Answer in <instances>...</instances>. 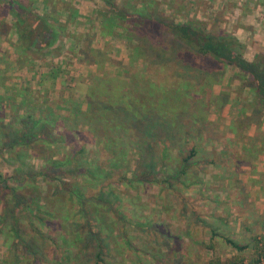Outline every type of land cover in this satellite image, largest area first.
I'll list each match as a JSON object with an SVG mask.
<instances>
[{"label": "rangeland", "instance_id": "374dc122", "mask_svg": "<svg viewBox=\"0 0 264 264\" xmlns=\"http://www.w3.org/2000/svg\"><path fill=\"white\" fill-rule=\"evenodd\" d=\"M114 1L119 8L124 4L125 7L132 9L145 7L142 13L146 14L149 10L154 17L160 19L174 21L197 19L211 32L225 31L223 26L218 24L219 21H216L218 13H211L214 19L205 20L199 14L196 16L195 9H189L190 5L186 4L185 0ZM205 1L200 0L199 5L204 4L211 8L216 2ZM70 2L73 7L83 6L79 0ZM193 4H196L194 0ZM36 6L37 11L43 15L45 10L41 1L37 2ZM91 7L92 5L85 8L81 14L82 18L85 17V13L90 14ZM131 8L122 9L130 12ZM131 19H116L119 25L109 22L113 27L109 28L106 25L105 35H102L97 20L94 23L88 20L89 25L84 24L83 19L68 23L58 20L64 25L61 26V30H57L60 36L53 48L47 55L34 53V56L42 57L41 62L46 63L40 65L38 62L34 69L37 70L35 72L38 73V77L47 80L46 85L49 84V87L46 89L49 96L56 98L57 101L61 96L65 99L71 97L73 102L82 105L83 110L86 109V98L90 94L96 101L113 96L123 98L134 95L140 102L146 103L149 95L144 82L154 74L157 77L172 73L181 66V62L179 58H170L165 70L156 67L152 69L151 67L157 66L153 60L156 59L155 51H159L156 45L161 46L156 43L160 32L150 24L139 26L138 22L141 19L138 17ZM50 22L55 27L58 26L56 20L50 19ZM127 27H130L131 35H135L136 31L143 28L149 39L143 42L149 56L142 53L140 47L134 48L139 44V39L136 35L135 38L131 37L126 32ZM84 33L90 35L93 33L90 36L93 48L91 46V49H87L89 51L87 59L91 61L80 62L77 50L75 48L70 50L69 36L74 35L72 43H75L77 37L81 39ZM162 38L171 42L172 35L164 33ZM166 40L164 46H169L170 43ZM149 46L154 47L152 48L154 50L148 49ZM184 54L183 51H179L181 57ZM218 68L214 62L198 64L192 61V65L188 66L190 72L187 71L185 75L190 79V87L185 89V93L184 88H181L182 84L176 88L179 81L175 76H170L171 81L168 80L170 77L161 80L170 86L171 90H167L169 93L166 94L169 99L163 101L160 99L164 87L159 86L158 92L153 91L155 97L160 99L157 104L161 101L159 106H164L163 112L166 117L184 113L181 117L183 130L196 126L201 131V140L198 141L201 150L195 158L196 163L185 178L187 186L181 184L177 186L176 193H173L164 192L158 185L151 183H132L122 190V200H118L121 206L117 210L116 205L111 208L91 205L88 207L87 216L81 213L75 216L70 212L66 213L63 204L58 208L64 210L61 216L48 215L43 210L37 211L33 214L46 222L42 227L38 221L33 222L39 227V236L34 235L30 229L27 217H22L20 219L22 239L32 245L35 254L32 255L25 250L23 252L18 243L14 255L20 260V264H264V211L261 212L264 210L262 179L264 165L262 166L259 161L248 165L236 158L238 144L240 146L248 142L252 145L248 134L252 133L254 127L243 132L245 127L243 123L245 125L249 122L246 118L237 125L240 114L238 110L241 107L249 110L252 106L247 104L251 95L248 90L240 87L241 81L231 67H224L221 75L217 74ZM9 73L28 80L29 86L25 84L24 87L28 86L35 90L40 86L31 69L29 74L23 69ZM136 80L138 81L135 82ZM11 87L13 88V85ZM116 87L119 89L116 90ZM236 99L239 100L235 103ZM61 112L65 113L64 110ZM195 116H197L195 119L201 118L202 121L192 124L184 119L191 120ZM260 141H264V133H259L257 143ZM160 147L161 143L157 142V149ZM249 151L255 156L261 153L262 148L258 145L250 146ZM134 158L131 153L127 156L131 168L134 165ZM25 162L35 167L40 165L36 158H26ZM0 169L4 173H11L13 168L0 159ZM130 175L131 173H128V177H131ZM251 175H255L256 178L253 182L250 180ZM242 185L252 191L251 197H254L253 202L257 204L254 210L248 211L242 209V206L235 205V201L240 198L238 189ZM68 214L70 217L65 218ZM71 217H74V220ZM8 230L9 228L5 226L0 233V257L8 251L5 246L8 239L5 234ZM226 238L243 248H234ZM9 240L15 241L11 238Z\"/></svg>", "mask_w": 264, "mask_h": 264}, {"label": "trees", "instance_id": "16d2710c", "mask_svg": "<svg viewBox=\"0 0 264 264\" xmlns=\"http://www.w3.org/2000/svg\"><path fill=\"white\" fill-rule=\"evenodd\" d=\"M103 1L107 9L103 7L99 9L100 12L110 14L111 21L117 25L119 22L116 19L138 17L141 19L139 26L150 24L158 28L160 34L156 43L161 46L156 45L159 51H155L156 59L153 62L157 66L151 67L152 69L156 67L165 70L170 58H179L181 66L168 75H157L159 78L154 74L144 82L149 95L146 103L140 102L134 95L123 98L113 96L96 101L90 94L86 98V109L83 110L82 105L73 102L71 97L58 101L50 97L46 82L41 78L37 81L40 86L35 90L28 86L21 88L16 84L13 85L14 91H2L0 159L13 169L11 173H4L0 169V233L5 226L9 228L5 234L8 238L5 245L8 251L0 257L1 264H20V260L14 255L18 243L23 252L25 250L35 254L32 245L22 239V217H27L30 229L34 235L39 236V227L33 222L38 221L40 227L46 222L33 214L37 211L43 210L48 215L61 216L67 210L66 213L70 212L73 216L78 213L87 216L91 205H103L107 208L116 205L117 210L121 206L118 200H122V190L132 183H151L158 185L164 192L173 193L178 190L177 186H187L185 178L201 150L198 146L201 131L196 126L183 130L181 117L184 113L166 117L164 106H159L161 101L157 103L160 99H169L166 94L169 93L167 90H171L162 79L175 76L179 81L176 88L182 84L183 92L190 87L189 76L185 75L187 71L190 72L188 66L192 65V61L198 64L214 62L219 66L217 74L220 75L224 67H231L241 81L240 87L248 90L253 97L250 104L254 107L252 114L244 118L256 124L264 121V53L256 55L253 60H247L244 57L245 46L224 30L211 32L197 19L165 20L154 17L149 10L146 14L142 13L145 7L132 9L124 4L119 8L114 0ZM1 2L5 4L0 10L9 11L12 20L9 25L0 23V29H14L13 43L18 63L25 62L23 64L27 67H30L28 62L36 58L34 53L41 54L43 49L55 42L57 30H61L64 25L58 22L54 14L57 8L63 7L68 11L69 18H73L76 13L69 3H62L60 0L49 2L50 10L43 15L29 10L22 0ZM123 7L131 8V13L122 9ZM50 19L56 20L58 26L55 27ZM106 25L112 27L111 24ZM120 25L122 26L121 23ZM129 30L130 27H127L126 32L131 37L135 38L136 35L139 39V44L134 48L140 47L142 53H148L143 42L149 39L143 28L136 31L135 35H131ZM164 33L172 35L171 42L162 38ZM165 40L170 43L169 46H164ZM80 51L86 61H91L87 59L86 50L80 48ZM179 51L185 53L183 57L179 55ZM0 72L3 74L2 78H7L3 69L0 68ZM168 80L171 81V77ZM159 86L164 87L160 99L153 94V91L158 92ZM195 118L197 116L191 120L184 119L192 124L202 121L201 118ZM166 141L168 143L165 144ZM157 142L161 143L158 149ZM184 152L186 153L183 154ZM130 153L135 157L133 168L127 162ZM26 158H36L40 165L35 167L27 164ZM128 173H131V177H128ZM180 197L184 198L182 195ZM60 204H63L64 210L58 209ZM70 214L65 218H69ZM71 218L74 220V217ZM9 238L15 241L10 242ZM226 241L236 249L243 248L233 240L226 238Z\"/></svg>", "mask_w": 264, "mask_h": 264}, {"label": "crops", "instance_id": "0c3cea01", "mask_svg": "<svg viewBox=\"0 0 264 264\" xmlns=\"http://www.w3.org/2000/svg\"><path fill=\"white\" fill-rule=\"evenodd\" d=\"M22 1L23 2L25 1L26 6L28 7L29 10L42 15L35 8L37 2L41 1L42 6L44 7V10H45L44 14H46L50 10V7H48V3L49 2L52 3V1L54 0H22ZM79 1L83 6L80 7L79 5L74 4L75 6L73 7L70 0L69 1L60 0V2L62 3H69L70 5H72L70 7H73L76 13L73 15V18H71L72 17L71 16L70 17L71 19H70L68 16V11L63 9V7H59L54 13L57 16L58 20L60 22L61 20L62 21L68 20L69 22L73 20L74 22H77V20L83 19L84 24H88V25L90 24V22L94 23L97 20V22H99V27L101 29L102 35H105L106 31L104 28L106 27V23L111 24L109 22H112L111 21L112 17L110 14L106 15L104 14V12H100L99 9H102L103 7L104 9H107V6L104 4V1L103 0H79ZM185 1H186L185 2L186 4L190 5V7H188L189 9L190 8L195 9V12H197L196 16L201 15V18L205 20L214 19L212 18L211 13L213 14L218 13L219 18H218V15L216 14L217 15L216 21L218 20L219 21V22L217 21L218 24L223 26L226 32L234 35L245 46L244 57L247 60H253L256 57V55L264 53V0H254L253 2L251 0H213V2L214 1L216 2H215V5L212 6L211 8L209 6L206 7L204 4L202 6L199 5L200 0H194L196 4H193V0H185ZM203 1L206 2L205 0ZM3 4L5 3L1 2L0 0V8H3ZM90 5H92L90 14L85 13L89 17H86L85 15V17L82 18L81 14L84 13L85 8L89 7ZM192 6H195V7H192ZM11 20H12V14L9 11L3 12L2 10H0V23H5L6 25H9L8 23H10ZM88 20H90V22ZM13 32H14V29H9V28L0 29V68L3 69V72L5 73L4 75L7 76V78H2L1 75L3 74L0 72V94L2 93L1 91H3L4 89H6L7 91H11V90L14 91L13 90L14 88L12 87L10 88L11 85L17 84L21 88L24 87L25 84H28L29 86L28 80H23L22 77L20 76L10 75L9 73L10 71H16L17 69H21V70L23 69L27 71L29 74V71L31 69L33 77L36 79V81H38L40 78L44 79L42 77H38L37 75L38 73L35 72L37 70L34 69V67L36 66V64H38V62L40 63V65L46 64L40 61L42 57L36 56V58L28 62L30 67H27V65L24 66L23 63L25 62H22L21 64L18 63V56L15 53L16 48L13 43L15 42ZM91 35H93V33H91ZM91 35L89 33L88 34L84 33L81 37V40H79V37H77L78 40H75V43H72V41L74 40V35L71 34L69 36L70 38L69 43H71L70 50H72L73 48L77 50V54L79 57L78 60L80 62L86 60L83 53L80 51V48H82V44L84 45L83 50H86L87 53L89 52L87 49H91L90 48L91 46L93 48V43L91 44V41H90ZM59 36L60 34L58 33L55 42L58 40ZM55 42L51 46L43 49V52L40 55H47L49 50H51L53 46L55 45ZM88 43H90V46H88ZM33 49L34 48H32V50ZM95 50H97V48ZM249 50H251L250 53H249ZM27 79H31V78L27 77ZM13 80L15 81L12 82ZM44 80L45 82H47L46 79ZM46 87L48 88L49 84L46 85ZM250 95H251V98H249L250 101L249 103H247L248 105L251 104V101L253 99L251 93ZM57 99L60 100V99H63V97L61 96L60 98H57ZM238 100L239 99H236L234 100V102L236 103L238 102ZM0 102H3V100L1 99ZM253 109L254 107L252 106L250 107L249 110H247V108L245 107H241L238 110L240 114H239V119L237 121V124L239 122L242 123V120L244 117H249L252 114ZM262 123H264V121L261 122L260 124L248 122V124L246 123L244 125L243 123V126H245L243 128V132L250 131L252 127H254L252 131L253 134L252 133L248 134V138L252 145H249L248 142H245L241 144L240 146L238 144L237 155H236V158L238 161L241 160L242 162L243 160L246 163H248V165L254 164V163L256 164L259 161L260 163H262V166L264 165V141H260L259 143H257L258 138H259V133L260 134L264 133V127L261 126L264 124ZM260 143L261 145H259ZM256 145H258V147L260 146L263 150L261 151L260 154L252 156V153L249 151V147L256 146ZM262 169L264 170V166L262 167ZM255 175L250 176V180L252 182L256 180ZM262 176L264 177V174ZM255 187L253 188V190L256 189ZM249 190L250 189H246L245 187H243V185L242 187L238 189V195L240 198L237 201H235V205L238 207L242 206V209L251 211L250 209L254 210V206H256L257 204L253 202L254 197L253 198L251 197L252 191L251 190L249 191ZM0 210H1V205H0ZM263 211L264 210H262L261 212Z\"/></svg>", "mask_w": 264, "mask_h": 264}]
</instances>
